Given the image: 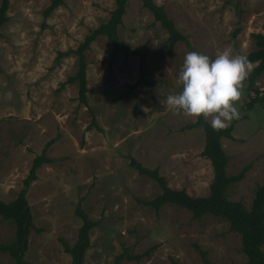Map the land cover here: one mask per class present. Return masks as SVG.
<instances>
[{
  "label": "rangeland",
  "instance_id": "374dc122",
  "mask_svg": "<svg viewBox=\"0 0 264 264\" xmlns=\"http://www.w3.org/2000/svg\"><path fill=\"white\" fill-rule=\"evenodd\" d=\"M51 1L9 0L0 27V200L16 199L35 157L44 151L50 160L36 170L25 194L33 227L24 261L71 264L62 242L72 246L77 240L79 204L97 223L89 231L84 264H112L125 250L139 255L152 247L149 258L120 264H202L196 248L214 264L244 263L240 236L229 232L226 222L211 216L194 220L174 205L157 212L145 206L161 189L129 163L157 168L170 189L208 195L213 172L201 156L204 133L184 130L196 119L174 115L166 97L180 91L177 79L186 53L214 59L225 50L233 56L255 50L251 35L264 36V0H152L187 39L172 52L167 32L152 14L141 2L127 0L117 35L143 55L142 76L139 57L120 53L110 60L111 45L97 38L84 53L85 104L78 100L77 83L57 92L76 74L77 56L55 63L56 56L75 50L107 21L115 0H64L44 19ZM255 66L250 64L249 73ZM247 85L245 80L236 104L233 139L221 140L227 176L247 168L227 194L246 208L264 183V106L255 102L247 108L255 98ZM255 87L264 91V72ZM205 121L210 124V118ZM14 235V225L0 218V245H10ZM0 264L14 261L0 254Z\"/></svg>",
  "mask_w": 264,
  "mask_h": 264
},
{
  "label": "trees",
  "instance_id": "16d2710c",
  "mask_svg": "<svg viewBox=\"0 0 264 264\" xmlns=\"http://www.w3.org/2000/svg\"><path fill=\"white\" fill-rule=\"evenodd\" d=\"M127 0H115V8L110 12L107 21L101 23L94 30H90L85 36L83 42L78 47L66 53H58L55 63L60 58L74 54L77 56L78 68L74 76L69 77L66 83H61L57 92H60L66 84H78V100L81 104L86 103V57L85 51L90 45L100 37H105L108 44L111 45L109 59L122 53L124 56H137L140 58L139 74L143 73V55L138 51L131 49L125 42L121 41L117 35V27L122 23V17L125 14ZM141 2L142 7L147 9L153 16L155 22L159 23L167 34V42L169 43V51L172 52L175 44L184 42L188 44L187 39L174 26L164 9L157 6L152 0H137ZM64 4V0H52L49 6L43 11V18L46 19L59 6ZM9 0H1L0 3V27L7 21L5 16L8 10ZM240 29H236L234 36L238 34ZM255 50L251 51L246 57L249 64H256L251 73L246 78L248 82V92L254 93L255 98L247 105L250 109L255 102L264 106V91L259 92L255 87L258 77L264 72V36L261 34H252ZM140 84L138 80L132 88ZM247 92V93H248ZM233 120L230 125L223 130L213 131L203 117L196 118L193 124L186 125L184 130L199 129L204 133L205 143L201 152V156L207 159L211 165L213 178L208 188V195L204 197H191L185 190H173L168 188L167 182L158 174L157 168L150 170L143 167L135 160H131L129 166L140 175L145 176L155 183L161 189V193L152 201L144 202L145 206L152 207L156 212L165 205H174L179 209L187 211L191 218L199 220L205 216H211L226 222L229 225V232L236 233L240 236L241 252L246 257V261L242 264H264V183L258 185L254 191V197L251 204L246 208L241 202H233L228 200V190L232 185L241 182L247 168L241 170L234 176H227L226 165L228 157L224 154L221 147V140H232L233 126L236 123ZM51 142L46 144L49 147ZM50 160L45 156L43 151L39 156L35 157L28 176L23 180V189L18 193L15 200L10 203H4L0 200V218L14 225L15 235L14 241L10 245H0V254L8 255L14 264H29L24 261V255L28 247V235L33 227L32 215L25 194L31 182L36 179L35 173L42 164L49 163ZM75 215L81 221L78 230L76 242L70 246L66 242H62L64 253L68 254L71 264H84L85 253L89 248V231L96 226V222H91L80 205L75 208ZM155 247H152L139 255H132L125 250L122 254L115 257L112 264H120L123 261L139 262L142 258H149ZM202 264H214L208 260L207 252L196 248Z\"/></svg>",
  "mask_w": 264,
  "mask_h": 264
},
{
  "label": "clouds",
  "instance_id": "9594fccd",
  "mask_svg": "<svg viewBox=\"0 0 264 264\" xmlns=\"http://www.w3.org/2000/svg\"><path fill=\"white\" fill-rule=\"evenodd\" d=\"M249 69L246 56H233L228 50L214 59L190 51L178 74L180 91L166 97V106L174 115L210 118L213 131L226 129L233 120L239 119L236 104L241 99Z\"/></svg>",
  "mask_w": 264,
  "mask_h": 264
}]
</instances>
